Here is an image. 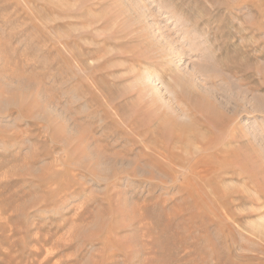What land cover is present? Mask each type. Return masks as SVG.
I'll return each mask as SVG.
<instances>
[{
  "label": "rangeland",
  "instance_id": "obj_1",
  "mask_svg": "<svg viewBox=\"0 0 264 264\" xmlns=\"http://www.w3.org/2000/svg\"><path fill=\"white\" fill-rule=\"evenodd\" d=\"M0 264H264V0H0Z\"/></svg>",
  "mask_w": 264,
  "mask_h": 264
},
{
  "label": "bare ground",
  "instance_id": "obj_2",
  "mask_svg": "<svg viewBox=\"0 0 264 264\" xmlns=\"http://www.w3.org/2000/svg\"><path fill=\"white\" fill-rule=\"evenodd\" d=\"M154 131V130H153ZM181 140V139H180ZM151 147V146H150ZM171 152H172V150H171ZM162 153V152H161ZM182 153V152H181ZM183 154V153H182ZM174 155V154H173ZM164 157V156H163ZM178 157V156H177ZM176 158V157H175ZM196 159V158H195ZM174 162V161H173Z\"/></svg>",
  "mask_w": 264,
  "mask_h": 264
}]
</instances>
